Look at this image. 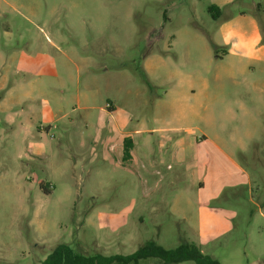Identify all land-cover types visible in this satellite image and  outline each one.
<instances>
[{"label":"rangeland","instance_id":"rangeland-1","mask_svg":"<svg viewBox=\"0 0 264 264\" xmlns=\"http://www.w3.org/2000/svg\"><path fill=\"white\" fill-rule=\"evenodd\" d=\"M9 1L0 2V264H42L61 244L128 256L150 241L195 243L222 264L264 260V62L245 70L213 48L228 17L242 31L264 26V0H232L219 20L209 7L222 0ZM202 204L222 215L206 239Z\"/></svg>","mask_w":264,"mask_h":264},{"label":"crops","instance_id":"crops-1","mask_svg":"<svg viewBox=\"0 0 264 264\" xmlns=\"http://www.w3.org/2000/svg\"><path fill=\"white\" fill-rule=\"evenodd\" d=\"M1 4L4 3L6 5H8L9 7H15V5H13L9 0H0ZM231 3H233L232 0H225L222 2H219L217 4H214L213 6L217 7L219 9L220 12V16L218 18V20L223 16V12H224V8L226 6L231 5ZM240 22L237 18L234 17H228L226 19H224V21H222L220 23V26L218 28V35L220 38V43H213V45H215L216 47L219 48V50L221 51V58H217L219 60H224L226 57H236L240 63V65L243 67L244 65V69L245 70H250L252 69V66L246 62H264V36L259 24V21L257 20H252L250 21V26L248 29V32L246 31H242L240 29ZM26 59H28L27 57H25ZM244 62V63H243ZM149 65V63H148ZM11 67V66H10ZM26 72H28L29 70L26 69ZM196 95V90H194V88H191L188 93L186 94V97H192ZM129 117H121L120 121L116 120V123L113 124V127L110 129L109 134H111V137L108 141V143H111V149L110 151L112 152L113 150H117V146L113 145V140L115 138V136H119L122 133V130H124L128 124V120ZM139 132V131H136ZM151 134H156L158 132H161L159 130L153 129L151 131H149ZM164 133V132H163ZM129 137H132V135L130 134ZM163 139H168L165 136H162ZM183 143H185V140H181L179 142V144L182 146ZM164 146V144H162ZM184 146V145H183ZM131 155L132 158H135V149L133 147L132 151H131ZM155 159V158H154ZM157 160V159H156ZM230 160L232 161V163L239 169V171H241L244 174V170L242 169V167L237 163V161L230 157ZM158 161V160H157ZM200 164L198 165V169L201 168V170L205 171V170H209V165H210V161H207L206 159H199ZM206 162V163H205ZM157 166H153L152 170H153V174L154 176L158 177L161 176L160 173L157 171ZM156 169V171H155ZM158 182L160 183V180L156 182L155 184V188H159L160 185L158 184ZM250 182V178L247 177V183ZM215 184V182H214ZM201 187H203L204 189L207 186V183H201L200 184ZM232 186V185H231ZM227 186L222 185L219 188L215 189L213 194L211 196H209V202L210 200H215L218 197H220L223 192L225 191ZM229 187V186H228ZM202 212L204 214V221L202 223V228L205 232V234H203V239H206L208 237L209 234H212L211 232H213L211 229H214L216 226H219L222 224V218L220 214H218V212H216L215 210L210 209L209 207H206L205 205L202 204ZM223 213V212H221ZM224 215V214H223ZM208 221V223L206 222V219ZM216 221L218 222V224H216V226L212 225L211 221ZM224 221V220H223ZM224 224V223H223ZM209 230V232H207ZM226 232V231H224ZM208 234V235H207ZM206 241V240H205ZM264 260H258L256 261L255 264H260L261 262H263Z\"/></svg>","mask_w":264,"mask_h":264},{"label":"trees","instance_id":"trees-1","mask_svg":"<svg viewBox=\"0 0 264 264\" xmlns=\"http://www.w3.org/2000/svg\"><path fill=\"white\" fill-rule=\"evenodd\" d=\"M209 12L214 19L220 16L219 9L215 6L209 7ZM262 26V33L264 26ZM217 58L220 50L213 45ZM133 142L131 137L124 140V160L129 161L132 158L131 151ZM158 260L165 264H182L185 262H194L195 264H222L217 259L206 255L195 243L185 242L173 249H166L154 241L147 242L141 246L134 254L123 256H102L99 254L85 256L77 254L68 244L58 245L52 253L43 261L42 264H141L145 261Z\"/></svg>","mask_w":264,"mask_h":264}]
</instances>
